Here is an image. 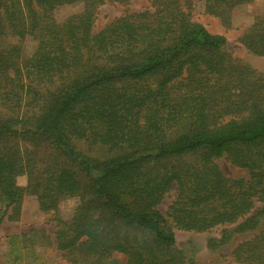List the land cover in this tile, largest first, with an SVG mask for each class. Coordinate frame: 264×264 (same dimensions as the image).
<instances>
[{"label":"trees","instance_id":"trees-1","mask_svg":"<svg viewBox=\"0 0 264 264\" xmlns=\"http://www.w3.org/2000/svg\"><path fill=\"white\" fill-rule=\"evenodd\" d=\"M103 1L0 0V225L33 195L76 264H115V253L125 264H188L176 229L236 223L223 239L257 232L235 259L264 264V69L193 20L190 0H152L96 29ZM251 1L206 0V10L231 27L233 8ZM74 2L83 9L58 21L56 8ZM242 41L264 55V17ZM77 140L116 153L94 159ZM221 157L248 176L225 174ZM72 197L73 215L59 217Z\"/></svg>","mask_w":264,"mask_h":264},{"label":"rangeland","instance_id":"rangeland-1","mask_svg":"<svg viewBox=\"0 0 264 264\" xmlns=\"http://www.w3.org/2000/svg\"><path fill=\"white\" fill-rule=\"evenodd\" d=\"M183 7L190 12L193 20L205 25L212 33L224 34L227 38L226 49L234 57L248 62L258 69H264V55H256L248 50L242 41L243 36L257 17H264V0H253L235 6L231 12L232 26L226 27L221 19L206 10V0H190L182 2ZM152 8V0H128L124 2L104 0L96 9L95 28L100 29L112 20L126 14ZM83 9V2L63 4L56 8L55 16L63 21L69 15ZM5 113L0 103V115ZM80 150L98 160H105L116 152L109 148L91 142L90 140L76 141ZM217 163L223 172L232 177H247L248 171L232 164L224 157L218 158ZM21 185L26 183V176L17 178ZM173 192L165 196L159 205L165 212L173 199ZM78 203L77 197L68 198L59 205L58 216L69 219ZM257 203L254 212L261 207ZM251 213V214H252ZM53 212L39 210L33 195H25L22 202L21 217L17 221L5 218L0 225V264H76L71 256L56 248L54 229L56 220ZM237 224L216 226L209 231L195 232L176 229L177 245L187 255L188 264H244L235 259L236 246L253 236L256 230L234 233L230 238L223 239L224 230L232 231ZM17 238L13 239V237ZM115 264H125L126 256L115 253L109 258Z\"/></svg>","mask_w":264,"mask_h":264}]
</instances>
